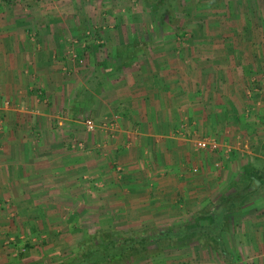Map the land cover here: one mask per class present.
Wrapping results in <instances>:
<instances>
[{"label":"crops","instance_id":"0c3cea01","mask_svg":"<svg viewBox=\"0 0 264 264\" xmlns=\"http://www.w3.org/2000/svg\"><path fill=\"white\" fill-rule=\"evenodd\" d=\"M80 3L0 0V264H59L99 226L180 229L261 155L264 105L248 116L240 83L261 55H228L194 29L184 50L151 33L142 6ZM205 138L218 148L196 147ZM226 218L233 264H264V182ZM206 248L131 264H215Z\"/></svg>","mask_w":264,"mask_h":264},{"label":"trees","instance_id":"16d2710c","mask_svg":"<svg viewBox=\"0 0 264 264\" xmlns=\"http://www.w3.org/2000/svg\"><path fill=\"white\" fill-rule=\"evenodd\" d=\"M145 2L150 13L156 15L160 26L170 25L173 17H167L168 0ZM259 151L261 155L254 156L252 161L244 164L228 191L219 192L194 213L182 228L115 226L96 230L77 244L72 258L59 264H131L151 252L158 254L167 248L178 247L177 242H182V245H206L220 261L233 264L232 255L225 248L222 232L227 226L226 216L242 210L250 202V195L264 182V143Z\"/></svg>","mask_w":264,"mask_h":264},{"label":"rangeland","instance_id":"374dc122","mask_svg":"<svg viewBox=\"0 0 264 264\" xmlns=\"http://www.w3.org/2000/svg\"><path fill=\"white\" fill-rule=\"evenodd\" d=\"M67 1L68 0H37L38 4L44 9H51L52 6H59L61 4L63 5ZM78 1L81 2V5H83L84 0ZM125 1L127 3H133L142 6L143 10L145 11L144 13H142L143 16H145L148 21H151L152 26H154V28L151 29V33H153V35L158 34L160 31H167L168 36L175 34V36H177L176 40H178V42L181 44V49H189V46L187 47V45H189V41L186 40L190 38V36H192L191 31L192 29H194L195 34L204 36V41H206L207 39L211 41L212 39L216 41V43L228 45V55H261V60L257 64L256 71H250V69L247 67L246 77L243 76L240 79V83L242 81L245 82L246 80V94L248 95V98L253 99L252 101L250 100V105L252 106V108L248 109V116L251 115L250 112L253 113L254 116L258 115L259 111H256L258 110L256 109V107L264 105V0H168L169 6L167 7V17H173V21H171V23H169L170 25L166 27L159 25L158 19L156 20V15H152L150 13L145 0ZM94 2L95 1H93V3ZM96 2H101V0H96ZM171 6L174 7V10ZM142 14H140V17L142 16ZM200 20H203L202 25L204 29H202L201 27H196L195 21L198 22ZM198 23L201 25L200 22ZM98 41V45L101 51L106 52V48L104 49V42H101V38H99ZM218 49H220L219 46ZM131 50H134L133 52H135V42L130 43L129 45H122L118 49H115V51L120 55L129 53V51ZM79 61L83 63L84 60L81 58L79 59ZM259 133L261 135L258 136ZM259 133L257 132V134H255L257 136L256 140H261L260 142H258V145L261 142L264 143V128ZM249 134L250 133L248 132V135ZM205 139L214 140L211 138ZM260 146L257 147V145H255V147L253 148L254 152L259 151V149L257 148H260ZM193 170L197 171L195 168H193ZM14 210V205H10V209H8V212L14 213ZM204 220L207 221V219ZM100 229L107 228L103 226L90 228L89 231L84 234L83 238L80 241H82L88 234L94 233L96 230ZM20 238L22 239V236H20ZM8 241V243L11 244H14L16 242V244L14 245H16L17 250L15 252L17 255L18 253L21 256L24 255L29 248V244L27 243V241H25V238H23V242L20 241V246L18 245L19 242H17V240H14V238H12V240L9 239ZM79 242H77L74 247H72V250L67 252L66 250H64V253H61L62 256L63 254L66 255L62 259V261L72 258L76 250V246ZM177 243L179 247L185 246L182 245V242ZM199 246L204 248L208 247L206 245ZM173 248L176 247L167 248L160 251L158 254H154L155 252H151L136 259L135 261H141L145 259L154 260L162 254H168L169 252H171V250L169 249ZM149 251H151V249H149ZM211 253L214 255V261H216L215 264H228L226 261H220L213 250L211 251ZM229 253L232 255L231 258L235 261V257L237 254L232 251V248L229 250Z\"/></svg>","mask_w":264,"mask_h":264},{"label":"built area","instance_id":"2783aa9c","mask_svg":"<svg viewBox=\"0 0 264 264\" xmlns=\"http://www.w3.org/2000/svg\"><path fill=\"white\" fill-rule=\"evenodd\" d=\"M85 127L87 130H92L94 128V123L90 119L84 120ZM196 147L209 149V150H216L218 148V144L215 140H207V139H199L196 141Z\"/></svg>","mask_w":264,"mask_h":264}]
</instances>
